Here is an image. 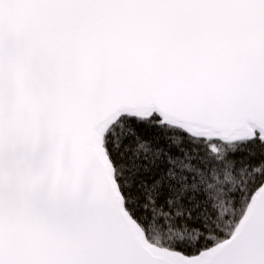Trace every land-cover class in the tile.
<instances>
[{
	"label": "snow or ice",
	"instance_id": "obj_1",
	"mask_svg": "<svg viewBox=\"0 0 264 264\" xmlns=\"http://www.w3.org/2000/svg\"><path fill=\"white\" fill-rule=\"evenodd\" d=\"M0 264H264V0H0Z\"/></svg>",
	"mask_w": 264,
	"mask_h": 264
}]
</instances>
